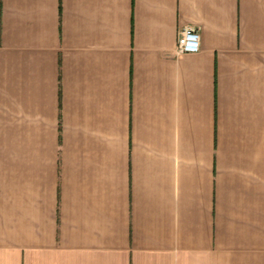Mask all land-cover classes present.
Returning a JSON list of instances; mask_svg holds the SVG:
<instances>
[{"label": "crops", "instance_id": "0c3cea01", "mask_svg": "<svg viewBox=\"0 0 264 264\" xmlns=\"http://www.w3.org/2000/svg\"><path fill=\"white\" fill-rule=\"evenodd\" d=\"M0 264H264V0H0Z\"/></svg>", "mask_w": 264, "mask_h": 264}, {"label": "built area", "instance_id": "2783aa9c", "mask_svg": "<svg viewBox=\"0 0 264 264\" xmlns=\"http://www.w3.org/2000/svg\"><path fill=\"white\" fill-rule=\"evenodd\" d=\"M200 50V35L195 27H186L180 33L177 52L181 54L197 53Z\"/></svg>", "mask_w": 264, "mask_h": 264}]
</instances>
